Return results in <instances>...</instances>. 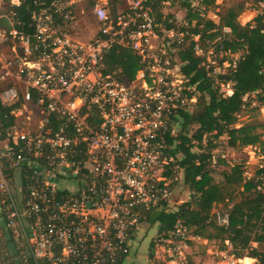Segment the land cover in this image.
I'll list each match as a JSON object with an SVG mask.
<instances>
[{"label": "built area", "instance_id": "obj_1", "mask_svg": "<svg viewBox=\"0 0 264 264\" xmlns=\"http://www.w3.org/2000/svg\"><path fill=\"white\" fill-rule=\"evenodd\" d=\"M24 1L0 0V106L17 104L13 123L0 128L1 263L129 264L148 214L174 210L180 171L167 137L198 96L179 51L191 45L226 96L232 89L220 74L230 53L205 48L195 22L169 18L172 27L158 28L145 0L114 16L105 0L85 8L84 0H33L28 20L16 11ZM82 16L98 25L87 40L70 33ZM113 46L138 57L133 79L107 69ZM231 55L235 67L239 53ZM215 220L228 224L226 213ZM191 240L201 236L180 219L154 233L149 264L242 263L227 240L191 263Z\"/></svg>", "mask_w": 264, "mask_h": 264}, {"label": "trees", "instance_id": "obj_2", "mask_svg": "<svg viewBox=\"0 0 264 264\" xmlns=\"http://www.w3.org/2000/svg\"><path fill=\"white\" fill-rule=\"evenodd\" d=\"M38 1L42 5L50 0ZM164 1L178 2L181 8L187 10L188 20L198 19L197 13L191 10L189 0H145L144 4L153 11L158 28L172 27V23L164 21L159 12ZM201 2L211 6L214 0ZM27 7L30 11L35 8L33 0H25L16 8L20 19H29V13H24ZM240 10L241 6L227 9L220 16L218 26L209 19L201 22L199 17L190 29L199 34L203 42L219 36L213 43L216 50L221 48L230 54L239 53L235 67L220 74V80L231 86L230 95H223L212 84L200 67L202 58L194 55L191 45L179 51L181 70L189 76L198 96L190 111H180L179 131L175 137H167V142L170 146L174 145L170 153L176 159L183 183L192 194L190 200L182 202L174 210L162 208L149 213L148 222L155 224L157 232L162 233L180 219L193 229L194 234L208 240L217 239L222 244L227 240L235 256L254 258L256 264H264V166L256 170L258 177L246 179L243 164H233L222 171L221 181L214 179V169L210 167L214 159L210 150L215 147L211 136L214 139L225 136L226 145L231 148L259 145L264 153L263 133L258 131L263 125L245 123L235 126L238 114L246 108L249 95L254 94V99L264 106V14H257L252 23L243 25L237 19ZM221 26H226L229 31H221ZM105 63L108 70H118L128 79H133L140 67L138 57L130 49L120 46L111 47L105 56ZM16 106H0V128L13 123L9 112ZM205 137L209 139L204 145ZM219 162L225 164L224 160ZM222 202H231L226 211L227 225H219L212 213L213 207ZM208 228L213 231H208Z\"/></svg>", "mask_w": 264, "mask_h": 264}, {"label": "rangeland", "instance_id": "obj_3", "mask_svg": "<svg viewBox=\"0 0 264 264\" xmlns=\"http://www.w3.org/2000/svg\"><path fill=\"white\" fill-rule=\"evenodd\" d=\"M82 5L86 2H81ZM217 4L213 5L208 15L210 17H213L216 20H219V17L225 13L227 9L230 7L237 8L238 6H242L243 10L240 13V15L237 17L238 21L241 24H245L248 20H251L256 16V14H264V1L263 2H252L251 0H218L216 1ZM257 8V13H253V9ZM162 11L166 14H173L176 16L178 21H182L181 19L184 17L185 13L184 10L181 9L179 5H164L162 8ZM217 14V15H216ZM207 15V17H208ZM255 15V16H254ZM195 22V21H194ZM74 29H71L70 33L72 36L79 40H86L88 37L91 36V34L94 32V29L96 28V25L93 24V21L91 20V17L89 16H82L78 17L77 21L73 24ZM163 28V27H162ZM219 36L216 37L218 39ZM216 39L212 41L202 42L205 48L210 49L211 46H213V43H215ZM209 59H213V55L208 53ZM236 55H227V59L224 61L225 64L221 65V70L226 71L230 64L231 57H235ZM220 59V58H219ZM221 64V63H220ZM246 108H244L239 114H238V121L236 123V127L241 126L245 123L250 124H257V125H263L264 126V106H261L260 103H258L254 99V94L249 95L246 98ZM179 125H177L174 129V133L177 134L179 131ZM258 131L262 132V139H264V127L260 128ZM208 137L204 138V145L206 144V140ZM209 139V138H208ZM212 139V143L215 144V147L211 149V153H213L214 159L211 161L210 167L214 169L213 171V177L216 181L222 180V171L228 170L229 167L233 164H243V174L246 179L255 177L256 170L260 168V165H264V153L261 152V147L259 145L254 146H245L243 148H231L226 145L227 138L225 136H220L217 139H214L213 136L210 137ZM194 150H197L194 148ZM219 159V160H218ZM220 160H224L225 164L219 162ZM258 177V175H257ZM192 191L189 190V188L183 183L181 179V173L178 176V180L175 183V188L172 191V208L175 209L178 207L182 202L188 201L191 198ZM238 196L236 197L237 200ZM231 206V202L229 203H219L216 204L213 209L212 213L215 215L216 212L226 213L227 209ZM145 226L143 225V228ZM208 231H213L211 228H208ZM150 234V233H149ZM150 235H148V229L146 231V235L144 236V239H142L141 244L140 241L138 242L139 245L136 248V251L133 253L132 258L135 259L130 264H149L148 262V255H149V244H150ZM143 242V243H142ZM206 243V244H205ZM256 244H253L255 246ZM192 249L191 253H193L196 256V261L198 260H205L208 257H213V252H216L217 249H223L225 244L220 243L217 239L215 240H207L202 243H192L189 245ZM208 247L210 252L207 253V250H204L202 248ZM141 251V252H140ZM143 255L144 258L147 260H139V263H137L138 260H136L137 255ZM207 254L208 257H205ZM210 255V256H209ZM190 256V255H189ZM204 257V258H203ZM253 259V260H252ZM248 258L244 257L242 259L241 264H256V259L254 258ZM1 261V258H0Z\"/></svg>", "mask_w": 264, "mask_h": 264}, {"label": "crops", "instance_id": "obj_4", "mask_svg": "<svg viewBox=\"0 0 264 264\" xmlns=\"http://www.w3.org/2000/svg\"><path fill=\"white\" fill-rule=\"evenodd\" d=\"M132 0H105V3H106V6L108 7V9H109V11H110V13H111V15H116V14H118V13H120V12H124V11H126L127 10V7H128V5H129V3L131 2ZM202 0H189V2H190V7H191V10L193 11V12H196L197 13V15H198V19H199V17H200V21L202 22H204V20H211L215 25H219L220 24V17H219V20H217V22L218 23H216V20L213 18V17H210L209 15H208V13H209V10H210V8L213 6V5H215V4H217L216 3V1H218V0H214V2H213V4L211 5V6H205V5H203L202 4V2H201ZM264 0H262V1H260V2H263ZM81 2H86L85 3V5L83 4L82 5V3L81 4H79V5H81L82 7H88L90 4H91V2H92V0H84V1H81ZM252 2H254V1H252ZM260 2H258V3H260ZM254 3H256V2H254ZM166 4H170V5H172V4H175V5H179L178 4V2H174V3H172V2H170V1H164V2H162V4H161V8L159 9V12L162 14V17H163V20L164 21H168V19L170 18V19H172L173 21H175V22H177L178 21V19L176 18V16H174L173 14H171V13H169V14H166V13H164L163 11H162V8H163V6L164 5H166ZM78 5V4H77ZM230 8H232V7H230ZM181 9H183L184 10V13H185V15H184V17L181 19V20H187V21H189V22H191V23H194V21H195V23H196V21L198 20L197 18H193L191 21L190 20H188V18H187V10L186 9H184V8H181ZM242 10H243V7L241 6V10L239 11V15H240V13L242 12ZM254 11H253V13L254 14H256L257 12V8H256V6H255V8L253 9ZM150 12L152 13V15H153V11H152V9H151V7H150ZM200 13H202L203 15H201ZM207 15H208V17H207ZM217 15V14H216ZM238 15V16H239ZM257 15V14H256ZM154 16V15H153ZM255 16V15H254ZM91 20L93 21V24H95L96 25V28L94 29V32L91 34V36L90 37H92L94 34H95V32H96V30L98 29V25H97V23H95V21H94V19L93 18H91ZM253 20V19H252ZM179 22V21H178ZM195 23H194V25H195ZM247 23H252V21L251 20H248L245 24H247ZM244 25V24H243ZM194 27V26H193ZM164 28V27H163ZM223 28H227L226 26H221V31H223ZM166 29V28H165ZM228 29V28H227ZM224 32V31H223ZM90 37H88V39L90 38ZM87 40V39H86ZM145 227H144V230H145V232H144V236L146 235V231H147V229H148V235H150L149 236V238L148 239H150L151 238V236L154 234V233H156L157 232V228H156V226H155V224L153 225V224H149V223H146L145 225H144ZM150 233V234H149ZM144 236H143V238L142 239H144ZM208 239H206V238H204V237H202L201 236V240L200 241H195V240H191V241H189L188 242V245H187V249L185 248V254H188L187 255V258L188 259H190V261H191V263L192 262H197L196 261V256L193 254V253H191V250L190 249H192L189 245H191L192 243H202V242H205V241H207ZM209 241V240H208ZM143 243V242H142ZM140 244H141V242H140ZM206 244V243H205ZM138 245H139V243H138ZM149 247H150V245H149ZM202 249H204V250H207V252L208 251H210L209 250V248L208 247H205L204 246V248H202ZM136 251V249L134 250V252ZM133 252V253H134ZM141 252V251H140ZM133 255V254H132ZM190 255V256H189ZM206 256H207V254H206ZM205 256V257H206ZM134 258H137L136 260H138L137 261V263H139V260H144L145 258H144V256L143 255H141V254H139V255H137L136 257H134ZM204 258V257H203ZM244 258V257H243ZM242 258V259H243ZM248 258H250V257H248ZM252 259V258H251ZM135 259H133L132 258V256L130 257V259H129V264L130 263H132L133 261H134ZM146 260V259H145ZM145 260H144V262H145ZM253 260V259H252ZM199 261V260H198ZM146 262H147V260H146ZM193 264V263H192Z\"/></svg>", "mask_w": 264, "mask_h": 264}]
</instances>
